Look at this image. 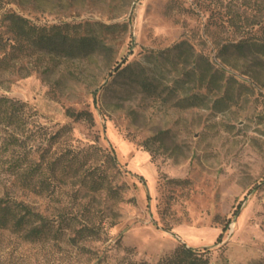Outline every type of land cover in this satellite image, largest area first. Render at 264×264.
<instances>
[{"label":"rangeland","instance_id":"1","mask_svg":"<svg viewBox=\"0 0 264 264\" xmlns=\"http://www.w3.org/2000/svg\"><path fill=\"white\" fill-rule=\"evenodd\" d=\"M10 12L104 44L0 49V97L26 104L0 123V197L63 219L36 241L0 229V264H160L183 244L264 264V0H0L4 42Z\"/></svg>","mask_w":264,"mask_h":264},{"label":"trees","instance_id":"2","mask_svg":"<svg viewBox=\"0 0 264 264\" xmlns=\"http://www.w3.org/2000/svg\"><path fill=\"white\" fill-rule=\"evenodd\" d=\"M6 18L9 20L11 35L8 36L5 42L2 39L0 40V49H5L7 44H12L13 40H18V48L22 51L29 46L46 50L49 53L72 57L91 54L104 44L97 34L72 32L68 23L39 26L15 12L8 13ZM112 27H115V25H106L107 30ZM238 46L244 47L246 44L239 43ZM25 105L24 102L9 97H0V123L5 122L6 125H15V121L20 120V117L14 119V114L10 110L19 109ZM68 113L76 119L94 122V116L90 111L68 109ZM14 140L18 139H16L15 135H12L11 141ZM95 182L97 181L95 180ZM100 187L101 185L99 184L97 188ZM62 222L63 219H50L44 216L23 201H18L11 197H0V229H8L20 233L26 240H39L56 227H61ZM84 231V228L78 229V233H83ZM200 250L183 244L171 255L164 257L160 264H209V258L203 257Z\"/></svg>","mask_w":264,"mask_h":264}]
</instances>
